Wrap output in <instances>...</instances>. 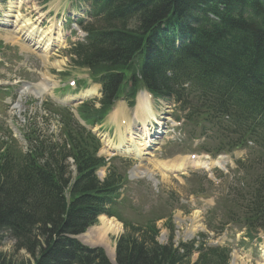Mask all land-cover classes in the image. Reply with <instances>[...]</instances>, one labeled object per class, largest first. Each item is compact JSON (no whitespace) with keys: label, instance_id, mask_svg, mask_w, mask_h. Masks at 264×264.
<instances>
[{"label":"trees","instance_id":"trees-1","mask_svg":"<svg viewBox=\"0 0 264 264\" xmlns=\"http://www.w3.org/2000/svg\"><path fill=\"white\" fill-rule=\"evenodd\" d=\"M92 1L95 18L110 10L103 26H93L87 44L75 50V62L90 65L94 78L104 74V95L101 108L79 110L81 118L92 124L112 99L123 95L131 102L141 89L192 106L194 114L204 115L200 122L223 126V139L244 143L257 156L258 201L264 203V0ZM69 119L64 144L40 140L32 130L27 139L35 143L26 153L0 122V240L8 234L14 252L28 256L15 260L0 252V264H109L103 250L73 239L100 215L124 226L116 264H190L193 244L158 245L154 224L134 228L104 209L117 185L111 177L98 183L94 172L104 161L95 157L97 146L76 142L83 134ZM68 157L77 171L72 181ZM259 227L264 231V220ZM256 231L252 223L247 236ZM192 264H228V253L199 250Z\"/></svg>","mask_w":264,"mask_h":264},{"label":"rangeland","instance_id":"rangeland-1","mask_svg":"<svg viewBox=\"0 0 264 264\" xmlns=\"http://www.w3.org/2000/svg\"><path fill=\"white\" fill-rule=\"evenodd\" d=\"M20 1V3H16L18 6L22 3L21 0H16ZM26 5L24 6L23 9H21V16L28 17L30 20L33 22L35 21V25L39 27L40 18L39 20L36 21V19L39 16H36L40 14L41 10L43 9V4L42 0H25ZM61 0H53L52 2L54 3H59ZM13 2H10V4ZM88 3V2H87ZM89 4V3H88ZM10 7V5H9ZM48 10L51 9L50 4L47 6ZM0 9H4L3 5L0 3ZM0 19H2L0 17ZM11 23L12 19H10ZM9 22V21H7ZM5 23V25L0 24V44L4 42V47L5 51L7 53L5 55H0V77L4 75L7 76H13L16 75L20 77V79L23 81H30L32 83H35L37 81L36 76L37 74H41L43 72H47L50 69L55 68V64L57 62H66L67 64L70 62L69 57H67V47L69 44L74 43V42H69L64 46L57 56H51L48 58L43 57V54L41 53V49H35V46L29 41V38L26 37V33L24 31H18V28L10 25V23ZM98 24L95 26L97 27ZM62 27V26H61ZM59 27L58 29H61ZM71 27V26H70ZM101 27V26H99ZM45 28V27H44ZM63 31V29H61ZM26 35V36H25ZM81 40V38H78ZM33 42V41H32ZM34 43V42H33ZM176 44L179 45L177 42ZM3 46V45H2ZM25 49V50H24ZM67 49V50H66ZM4 56V57H3ZM63 63V64H64ZM64 66V65H63ZM80 71L74 72V73H79ZM9 83H12L10 81ZM91 88H96L97 87H91ZM15 89H18L15 87ZM64 92H66L64 89H56L55 90V95L56 96H61ZM142 94V93H139ZM139 94L137 95L135 99V103L138 101ZM7 96H4L0 94V119L3 117V119L7 122L10 123L9 115H8V103L11 102V100L6 99ZM124 97H121L117 100L113 99L116 104L123 106L121 109H123V114L126 115V117L121 118L122 125H126L127 122H130V127L133 128V125L131 122L134 120L135 114L141 115L143 117L144 114H146V117L149 119L151 118L150 116H154L156 112V109H163L167 108V104L163 103L164 106L159 108V106L156 104V102L151 101V112L150 111V105L149 109L141 110L139 107H142L146 104V100H142L141 102L143 104L137 106V108H128L127 106H124L126 103L123 102ZM13 101V100H12ZM79 103L75 104L74 107H72V110L69 111L73 115V119H77L75 117V112H77V107ZM35 108H32L31 110H34ZM139 111V113H138ZM166 112H169V109L165 110ZM23 112V110H22ZM28 112L25 113L27 115ZM69 113H64L63 117H68ZM148 113V115H147ZM170 122L166 123V130L160 131L162 134H164L163 137H159L160 141L158 142V145L153 146V150L151 152L147 151L146 145H144L145 149L144 151L142 150L143 144L147 143L146 140L148 137H145L144 141L142 143H139L140 138H134V135H131V138H133L134 141L138 142L141 147L140 149L143 151V153H146L147 155H143L142 158L140 159H134V158H129L127 157H122L123 160L127 161L129 163V168L128 166H125L127 168V176L130 175L132 166L139 167L140 171L143 170L145 174H149V177L142 178V177H135L130 182L132 183L133 190L131 191H126L123 193V196L127 197L129 202L125 205L122 211V217L126 220H131L134 222H138L139 215L142 213V211H146L148 206L151 204L153 201V196H155L154 204L155 205L157 202L160 204V208L163 207L164 212L166 214L169 213V211L174 210L170 224L173 227V238L171 241L172 247L177 248V245L179 243L185 244L186 242L192 241L196 236L199 234H202L206 227L207 221L205 220V216H201L202 211L199 210H205L203 208V201L201 202V205H199V201H196L195 199H192L190 196H188V191H187V185L190 183H196L198 182L199 178L203 181L204 177L201 172L197 174V177H192L188 176V174L184 175L183 177H177V176H166L162 174L159 170L155 168V160H152L150 155L154 153L156 157L160 156L161 158L164 155H168L175 151L174 147V141H179L181 139V133L178 130V126L174 123L175 117L178 115V113L174 110L173 112H170ZM11 117V116H10ZM144 118V117H143ZM147 118H145L147 120ZM173 118V119H172ZM2 120V119H1ZM107 121H110V118L107 119ZM106 121V124L101 127V131L99 134L103 137V128L105 131H107L108 128L111 129V124H108ZM126 121V122H124ZM16 120H12V124L16 126ZM120 121L114 120L113 125L116 126L117 128L120 126ZM55 123V122H54ZM153 125V124H152ZM56 127V123L55 126ZM147 127V124H146ZM200 124L198 125H193L191 127V132L196 133L200 130ZM158 130H151L150 133L152 135ZM113 130L109 134L112 138H116L117 131ZM143 131V129H142ZM108 132V131H107ZM147 132V129H146ZM148 134V133H147ZM146 134V135H147ZM119 135V134H118ZM145 135V136H146ZM129 137V136H128ZM114 142L116 139H113ZM119 139L117 138V143L113 144L111 141L108 143L109 149L114 150L115 148H110V146H116L118 144ZM141 151V152H142ZM106 156V155H105ZM112 156L108 154V157ZM126 163V162H124ZM136 164V165H134ZM166 166L169 164H165ZM223 165V164H222ZM170 167L172 165L170 164ZM235 168V164H229L227 166H223V169H212V173L210 176L216 177L218 179V182L220 183L222 181V177L227 174L230 170ZM170 169H175V168H170ZM138 171V173H141ZM222 173V175L220 174ZM98 175V173H97ZM104 176V171L99 172V178L103 179L102 177ZM137 186L138 183H140ZM194 185L192 184V187ZM205 189L213 188L209 187L208 185L204 184ZM213 194L217 195L218 193L216 191L211 190ZM213 203V202H212ZM177 209H176V208ZM187 210L189 213H186L185 210ZM159 211V208H156L153 213L156 214ZM218 219L213 221L214 227L218 226ZM165 221L159 222L157 224V227L160 229V234L158 237V242L160 244H169L170 240H168L170 233L162 227V224ZM100 224V219L98 221V225ZM203 225V226H202ZM203 227V228H202ZM231 228L230 226L227 227L223 239L227 241L226 243L232 248L231 256H230V261L229 264H264L263 260L255 259L252 255L253 249H255V252H257V248L262 249L263 244H264V234H259L258 237L260 239V242L258 244H255L254 241L252 244H249L248 246L246 245V240L242 237V234H236L233 235L232 232H230L228 229ZM89 232V231H88ZM85 233L84 235L78 237V240L83 243V245H87L88 247L94 248V247H100L102 248L106 256L110 259V261L113 263V253L111 252V249H108L107 247L109 246L112 248V250L115 248V240L119 237L121 234V229L118 232V234H108L104 240L103 243L99 242L97 240V237L95 235H91V238L86 237L88 234ZM234 232H237L234 230ZM90 240V241H88ZM225 244V243H224ZM14 240L13 238L9 237V235L4 234L2 239L0 240V252H3L6 257L12 256L13 259L15 260H22V259H28V256L23 252H14ZM109 251V252H108ZM255 254V253H254ZM190 264L195 262L196 256H191L190 257Z\"/></svg>","mask_w":264,"mask_h":264},{"label":"bare ground","instance_id":"bare-ground-1","mask_svg":"<svg viewBox=\"0 0 264 264\" xmlns=\"http://www.w3.org/2000/svg\"><path fill=\"white\" fill-rule=\"evenodd\" d=\"M88 2V1H86ZM16 3H20V1H15L13 3H9L10 7L8 6L9 12L5 18L6 21H10V19L14 18V22L18 25H16V27L18 28V31H24V33H26L27 37L29 38V40L31 39L34 42V46L35 49L37 48H41V53L43 54V57L48 58V53L46 52L47 50V46L45 48H43L40 45H48V42H50L51 40V31L50 30H43V29H39V27L37 25H35V21L33 22L32 20H30L28 17H23L20 14H18L19 12V6ZM90 4V2H88ZM13 9L15 10L16 15L12 16V11ZM39 20V18L37 19ZM36 20V21H37ZM59 31H61V29H59ZM64 32V30H63ZM58 37L62 36V34H60V32H58ZM56 43L59 45V42L56 39ZM25 50V49H24ZM56 67H59L61 65H63V62H57ZM51 78V77H50ZM46 80L44 76H42V81ZM41 81V82H42ZM96 87V86H93ZM31 91H33L37 96H40V94L42 93V90H40L39 86H34L32 87ZM100 94V92L98 90H96V88H89L87 90L81 91L77 96H75V98L78 97H89V96H94ZM71 99V98H69ZM142 100H146V104L142 107H139V109H149V99L147 97L146 94H140L138 97V101H137V105H141L143 104L141 101ZM112 117L114 118H118L119 120L117 121H121V113L119 111H115L112 115ZM112 120H116V119H112ZM140 122L142 125V135L140 137V141L139 143H142L144 141V139H146L145 137H148L146 142L148 143V140L151 137V134L149 132V129L146 127L147 124V120L143 117H140ZM154 125V124H153ZM147 129V132H146ZM131 130H133V128L130 127V122L127 123L126 125H122V122L120 124V126L117 128V132H118V144L116 146H110V148H117L119 146H121V150L124 153L130 154V153H137L140 154L142 153L141 149H140V145H138L139 143L134 141L133 138H131L132 132ZM148 133V134H147ZM147 134V135H146ZM134 135V134H133ZM146 135V136H145ZM129 136V137H128ZM134 138H138L137 136L134 135ZM108 143H110L108 141ZM134 143L137 144V147H133ZM147 143H144V145H146ZM173 168L175 169H179L180 167H176L174 164H171ZM162 167H166L165 164H161ZM171 167V168H172ZM141 174V173H138ZM100 225L97 226L96 228H93L91 230H89L88 234L86 235V237L91 238V235H95L97 237V240L101 243H103L104 238L108 235V234H118V232L121 229V226L119 223H117L114 220H109L106 219L104 217H100ZM85 236V235H84ZM90 241V240H88ZM264 246V244H263ZM108 249H111L110 253H113L112 248H110L109 246L107 247ZM264 249V248H263ZM109 252V251H108ZM263 254H264V250H263Z\"/></svg>","mask_w":264,"mask_h":264}]
</instances>
